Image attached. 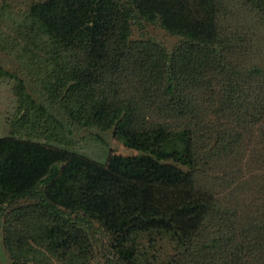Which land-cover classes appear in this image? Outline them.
<instances>
[{
  "label": "trees",
  "instance_id": "obj_1",
  "mask_svg": "<svg viewBox=\"0 0 264 264\" xmlns=\"http://www.w3.org/2000/svg\"><path fill=\"white\" fill-rule=\"evenodd\" d=\"M0 53L10 264H264V0H0Z\"/></svg>",
  "mask_w": 264,
  "mask_h": 264
},
{
  "label": "rangeland",
  "instance_id": "obj_2",
  "mask_svg": "<svg viewBox=\"0 0 264 264\" xmlns=\"http://www.w3.org/2000/svg\"><path fill=\"white\" fill-rule=\"evenodd\" d=\"M154 35L159 41L163 42L168 47H172L176 42V39L167 36L160 30L155 31ZM135 37L137 38V36ZM0 60L3 61V63L0 62V67L3 69V72H6L8 75H16L15 78L22 80L27 86L28 79L23 73H21L18 64L14 62L12 58L4 57L0 53ZM9 79L10 78L8 76H6V78L0 77V137L5 136V134L10 131L9 124H12L11 114L14 107L15 96L13 94V90L11 89L12 82H10ZM70 128L71 136L73 137L72 141L76 144L77 140L78 148L81 154L86 155L93 160L103 162L106 159L108 151L122 155L127 153L122 145L112 138L109 132H85L72 127ZM10 262L11 261L8 258V255L2 247H0V264H10ZM100 263H102V261Z\"/></svg>",
  "mask_w": 264,
  "mask_h": 264
}]
</instances>
